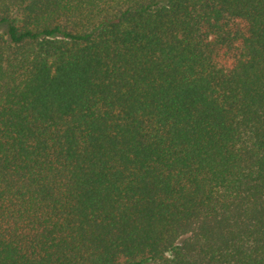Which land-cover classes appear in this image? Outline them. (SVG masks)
<instances>
[{"label":"trees","instance_id":"trees-1","mask_svg":"<svg viewBox=\"0 0 264 264\" xmlns=\"http://www.w3.org/2000/svg\"><path fill=\"white\" fill-rule=\"evenodd\" d=\"M0 264H264V0H0Z\"/></svg>","mask_w":264,"mask_h":264}]
</instances>
